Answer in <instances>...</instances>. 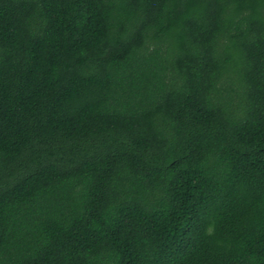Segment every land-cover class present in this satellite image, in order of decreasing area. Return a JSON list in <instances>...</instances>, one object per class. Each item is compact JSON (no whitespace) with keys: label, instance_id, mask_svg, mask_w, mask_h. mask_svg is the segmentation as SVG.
<instances>
[{"label":"trees","instance_id":"16d2710c","mask_svg":"<svg viewBox=\"0 0 264 264\" xmlns=\"http://www.w3.org/2000/svg\"><path fill=\"white\" fill-rule=\"evenodd\" d=\"M0 264H264V0H0Z\"/></svg>","mask_w":264,"mask_h":264}]
</instances>
